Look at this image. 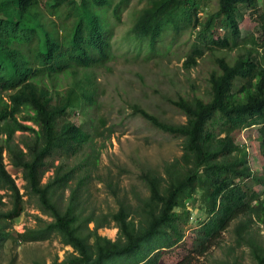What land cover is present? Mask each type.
Segmentation results:
<instances>
[{"label": "trees", "instance_id": "1", "mask_svg": "<svg viewBox=\"0 0 264 264\" xmlns=\"http://www.w3.org/2000/svg\"><path fill=\"white\" fill-rule=\"evenodd\" d=\"M129 1L0 0V206L3 196L10 199L9 207L0 209V245L7 239L3 222L23 209L4 153L8 164L19 169L24 192L36 198L38 210L47 216H35L36 224L18 232L15 240L42 241L55 233L71 248L49 264H187L189 254L172 262L175 256L167 250L181 240V225L189 217L185 200L197 190L204 218L194 228L188 252L203 253L236 220L235 244H245L254 264H264V243L252 235L254 227H264V66L256 57L264 54V0H213V11L200 18L198 8L208 0H137L140 7L125 33L136 54H163L187 34L192 40L182 68L188 71L205 52L212 56L213 67L203 92L191 90L169 99L184 117L180 123L131 106L153 129L181 142L180 155L164 162L161 172L145 168L139 173L147 195H134L130 203L112 190L117 205L113 211L82 212L80 192L96 161L93 135L84 121L74 123L66 116L95 103L91 70L111 51V29L94 10L105 7L119 21ZM245 9L256 22L253 32L240 37L238 22ZM236 48L231 60L214 55ZM60 74L69 76L65 86L57 83ZM247 127H256L262 159L258 173L249 167L246 145H236L230 137ZM84 147L81 162L67 163ZM82 165L85 173L78 175ZM253 185L262 190L254 191ZM110 223L116 228L114 239L97 233Z\"/></svg>", "mask_w": 264, "mask_h": 264}, {"label": "rangeland", "instance_id": "2", "mask_svg": "<svg viewBox=\"0 0 264 264\" xmlns=\"http://www.w3.org/2000/svg\"><path fill=\"white\" fill-rule=\"evenodd\" d=\"M213 4V0L206 1L205 5L198 8L196 16L200 18L212 12ZM139 7L140 3L137 0H130L127 7L120 12L119 21H115L108 10L104 11L105 7L94 10L97 16L104 18L111 29V51L101 66L91 70L97 86L95 103L83 112L70 110L66 116L74 123L84 121L93 135L91 144L96 161L94 166L89 167L85 185L80 192L83 213L91 209L96 213L113 211L117 205L112 190L130 203H134V195H147V189L139 179V173L145 168L161 172L164 162L180 155L181 142L178 138L153 129L141 116L131 112V106L139 105L168 122L180 123L184 117L171 105L169 99H175L178 95L187 94L191 90L195 93L203 92L207 71L213 67L212 56L205 52L201 59L197 60V64L188 71L182 68L183 53L187 51L192 40L187 34L180 35L163 54L147 58L142 51L136 54L137 50L130 41H127L125 33L131 25V16ZM255 22L254 15L250 14L249 9H245L238 22L240 37L253 32ZM238 51L239 48L227 52L217 50L214 55H225L231 60ZM256 57L264 66V54L262 56L258 54ZM64 76L61 74L58 76L59 86H65V82L69 80V76L67 79ZM18 134L15 133L16 140ZM230 137L234 144L246 145L249 167L258 173L262 159L256 148V127L234 130ZM86 150L84 147L82 153L68 157L67 163L71 165L81 162ZM3 159L19 193H22L23 209L13 220L3 222L7 225V239L0 245V264H49L52 260L60 261L69 254L71 248L63 245L55 233L42 241L15 240L18 232L36 224L35 216L42 220H47V216L38 210L36 198L24 192L19 169L8 164L4 153ZM84 169L85 166L82 165L81 170H77L76 173L80 171L78 175L84 174ZM49 174L50 171L45 172L41 181L43 182ZM75 180L70 182L71 186ZM252 188L256 192L262 190L259 185H253ZM67 195L68 189H65L61 196L62 205L67 200ZM1 200L3 204L0 209H7L9 197L5 195ZM185 206L189 211V217L187 222L181 225L183 230L181 240L167 250L175 256L169 261H176V258L179 260L189 254L187 264H254L249 248L245 244L236 245L234 242L232 227L236 220L231 221L203 253L188 252L194 228L204 218L198 190L193 193L192 198L185 200ZM91 226L89 223L88 227ZM97 233L114 239L116 228L110 223L108 227L97 229ZM252 235L260 243H264L263 226L254 227ZM162 261L165 262L166 257Z\"/></svg>", "mask_w": 264, "mask_h": 264}]
</instances>
